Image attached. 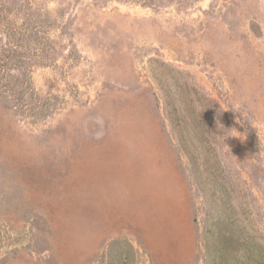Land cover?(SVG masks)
<instances>
[{
  "label": "rangeland",
  "instance_id": "obj_1",
  "mask_svg": "<svg viewBox=\"0 0 264 264\" xmlns=\"http://www.w3.org/2000/svg\"><path fill=\"white\" fill-rule=\"evenodd\" d=\"M0 264H264V0H0Z\"/></svg>",
  "mask_w": 264,
  "mask_h": 264
}]
</instances>
